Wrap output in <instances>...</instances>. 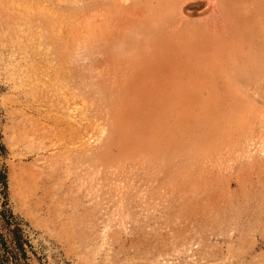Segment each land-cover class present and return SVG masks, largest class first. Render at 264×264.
I'll return each instance as SVG.
<instances>
[{"label":"rangeland","instance_id":"rangeland-1","mask_svg":"<svg viewBox=\"0 0 264 264\" xmlns=\"http://www.w3.org/2000/svg\"><path fill=\"white\" fill-rule=\"evenodd\" d=\"M0 130L27 264H264V0H0Z\"/></svg>","mask_w":264,"mask_h":264},{"label":"trees","instance_id":"trees-1","mask_svg":"<svg viewBox=\"0 0 264 264\" xmlns=\"http://www.w3.org/2000/svg\"><path fill=\"white\" fill-rule=\"evenodd\" d=\"M7 147L0 130V264H27V240L8 207V171L2 159Z\"/></svg>","mask_w":264,"mask_h":264},{"label":"bare ground","instance_id":"bare-ground-1","mask_svg":"<svg viewBox=\"0 0 264 264\" xmlns=\"http://www.w3.org/2000/svg\"><path fill=\"white\" fill-rule=\"evenodd\" d=\"M206 9H207V7L206 8H203L202 11H205Z\"/></svg>","mask_w":264,"mask_h":264}]
</instances>
